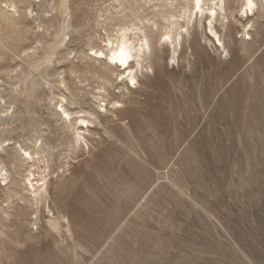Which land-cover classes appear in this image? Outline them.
<instances>
[{"label":"rangeland","instance_id":"rangeland-1","mask_svg":"<svg viewBox=\"0 0 264 264\" xmlns=\"http://www.w3.org/2000/svg\"><path fill=\"white\" fill-rule=\"evenodd\" d=\"M234 6L228 51L196 24L129 88L94 50L152 4L0 0V148H43L0 175V264H264V12ZM61 102L94 122L87 144Z\"/></svg>","mask_w":264,"mask_h":264},{"label":"bare ground","instance_id":"bare-ground-1","mask_svg":"<svg viewBox=\"0 0 264 264\" xmlns=\"http://www.w3.org/2000/svg\"><path fill=\"white\" fill-rule=\"evenodd\" d=\"M116 2L122 7L128 4L136 6L152 4V7L156 12L153 18L147 19V23L144 21H142L141 24L134 23L131 27L120 29L117 32L116 37L108 36L106 50H94L93 59L95 61L103 62L109 68L116 67V69H122L123 73L120 72V76L128 73V81H125L124 83L126 86H129L128 82L140 85L139 75L154 71L152 66H145V63L153 53H159L161 51L165 52L167 49V52H172V59L175 60L179 52L182 51L184 46L191 40L192 31L196 24L202 25L204 29L209 27L210 33L218 39L224 50L228 51L224 42V36L221 34L219 27L224 26V24H222L224 20H227L225 21L226 23H231L230 18L238 19L239 16L234 15V12L238 10L237 7L234 6L235 3L238 2L240 4L239 8L245 12L247 20L250 21L252 20L250 19V14H252L253 17H256L261 11L264 12V0H116ZM245 27L246 26L244 25V29ZM234 30L237 31L236 29ZM231 32L232 31L229 30L228 35H231ZM247 35H250V31L247 32ZM210 36L207 35V41H213ZM129 88L132 87L129 86ZM65 99L67 98L62 100ZM60 107V119L64 123H68L69 127L75 131L76 141L78 143L85 142L87 144L86 133L87 135L92 134L93 129H91V125L94 122L89 119V117L79 116L80 119L73 118L75 115L74 112L69 110L63 102H61ZM100 111L88 114L94 116L96 120H101L102 117ZM75 116L77 117V115ZM79 120L81 121L80 123H78ZM36 147L37 145L35 146L34 151L23 149V147H20L19 150L16 147H13L9 151H6L3 147L0 148L1 151H4L7 154L5 160H3V157L0 154V167H2L0 175L2 172L6 173V177L3 178L4 182L11 179V173L8 167L15 166L16 163H29V161L35 160L34 155L39 154V151L43 150V148L37 150ZM20 151L24 152L25 155L20 154ZM28 172L30 173V171ZM20 182L22 183V181ZM34 182L35 180H30L29 184L27 183V186L24 185L26 186L24 191H27L24 200L35 202L37 205L39 203L43 204L50 196V183H47L46 181L43 185L37 186Z\"/></svg>","mask_w":264,"mask_h":264}]
</instances>
